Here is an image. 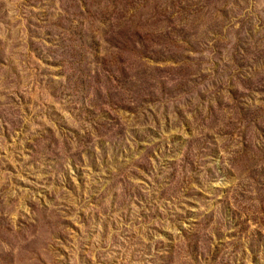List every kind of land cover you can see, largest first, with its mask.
<instances>
[{"label":"rangeland","instance_id":"1","mask_svg":"<svg viewBox=\"0 0 264 264\" xmlns=\"http://www.w3.org/2000/svg\"><path fill=\"white\" fill-rule=\"evenodd\" d=\"M0 264H264V0H0Z\"/></svg>","mask_w":264,"mask_h":264}]
</instances>
